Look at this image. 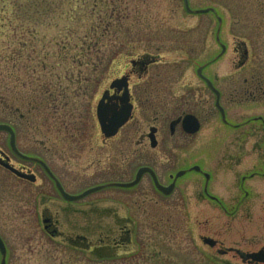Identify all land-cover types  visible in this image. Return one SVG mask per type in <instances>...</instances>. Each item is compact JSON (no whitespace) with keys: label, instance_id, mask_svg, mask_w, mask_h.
<instances>
[{"label":"rangeland","instance_id":"obj_1","mask_svg":"<svg viewBox=\"0 0 264 264\" xmlns=\"http://www.w3.org/2000/svg\"><path fill=\"white\" fill-rule=\"evenodd\" d=\"M261 1L234 0L226 11L227 0H189L195 10L224 4L226 33L217 41V21L210 15H190L183 0H0V124L18 119L26 125L30 120L41 133L33 138L23 131L16 134L21 153L50 161L57 170L60 161L69 160L64 153L71 157L75 141L80 147L74 154L78 161H112L110 175L92 177V181L81 178L74 182L78 188L71 183L77 191L105 180L118 181L125 172L118 168L120 161L133 166L158 161L159 168L174 165L176 170L197 164L211 176L209 193L238 208L234 214L221 213L217 203L203 194L204 177L195 173L185 176L169 199H159L142 185L140 195L102 191L69 206L53 194L38 195V188L0 165V237L7 249V264H243L240 259L218 255L219 246L210 248L202 238L247 252L264 247V126L254 120H264V102L229 100L234 85L249 78L253 65L264 72V14L256 9ZM86 36L94 42L89 47L83 41ZM238 40L250 51V64L239 72L233 54ZM220 43L227 47L221 57ZM145 55L160 61L151 72L158 83L153 86L159 91L169 87L163 96L172 106L164 113L161 137L172 148L165 143L148 150L149 157L134 155L140 135L152 125L151 118L142 113L126 129L140 130L131 148L122 149L129 136L125 135L111 140L106 151L86 150L90 138L100 140L94 119L100 94L110 79L131 69L132 59ZM201 66L203 76L222 93L220 105L237 128L222 123L216 97L198 76ZM136 78L134 89L138 88ZM93 79L103 81L92 87L87 81ZM15 80L21 85H13ZM58 80L69 99L60 96L53 117L25 118L27 110L22 107L19 116L12 117L4 110L2 102L7 97L20 95L23 102L28 92L39 91L44 82L56 85ZM11 87L16 90L10 96ZM94 90L97 95L93 97ZM42 95L37 93V99ZM201 106L206 116L197 136L184 137L178 129L171 137L170 121L182 112H199ZM41 141L45 148L39 146ZM8 145L7 133L0 132V151L19 161ZM156 200L167 208L164 213L151 212ZM44 216L58 220L60 231L85 237L91 248L51 240L44 231ZM122 224L131 230L130 243L101 242L102 237L116 235Z\"/></svg>","mask_w":264,"mask_h":264},{"label":"flooded vegetation","instance_id":"obj_2","mask_svg":"<svg viewBox=\"0 0 264 264\" xmlns=\"http://www.w3.org/2000/svg\"><path fill=\"white\" fill-rule=\"evenodd\" d=\"M233 2L234 0H227L225 4L226 6V11L229 10V3ZM256 8L261 14H264V1H261ZM222 4V3H221ZM224 4L218 5L216 8L213 7H208L205 9H201L205 12L203 13H197L199 10L191 9V13L189 14H194L195 15H203V16H208L210 15L212 18H214L217 21V29H216V38L217 41H220L221 35L223 36L225 32L224 27L225 24V16L226 14L223 13L224 11ZM234 6L238 8V3H233ZM191 8V6H190ZM236 10V8H235ZM233 11V10H232ZM233 37L237 36L235 34H231ZM221 53L220 57L223 56L224 53H226L227 47L224 44H221ZM233 54L237 55V66L236 70L239 72L240 70L246 68L248 64H250V51L247 47L246 43H242V41L238 40L234 46H233ZM160 63L159 58H152L149 57V55H145L142 57H137L136 61H131V69L129 71H125L120 77L110 79L108 88H104L102 91V94H100V99L97 100L98 103L96 104L95 111H94V119L96 121V126L98 130V134L100 137V140L96 139V142L92 141V138H90L88 141L85 142L86 145V150L90 149L91 147H99L102 148L106 151L107 145L111 143V140H116L120 139V137L129 135L127 138L123 140V145L122 149H128L131 148V146L134 143L135 140V134L138 133L137 128L131 127L126 131V129L129 127V125L135 120L136 115L142 114L146 118H151L152 125L147 128L148 133H142L140 135V140L138 142V149H135L134 155L135 156H147L149 157V152L148 150H156L158 149L161 145H164L165 143H169L168 148L171 146L170 141L163 139L161 137V134L164 133L165 131V121L166 118L164 117L165 111H168L169 108L172 106V103L167 101L166 98L163 96L165 95V92L168 91L169 87L166 86L164 88H161L160 91L158 88H155L153 85L158 84L156 82V76L153 75L151 77V72L153 70V66L158 65ZM253 64L260 65L259 62H254ZM255 65H253V70L249 73V78H245L243 81L242 85H234V88L232 89V93L229 94L230 97V102L232 103H237L240 101H250V102H264V72L263 74L258 70L254 69ZM199 68H202V76H203V71L204 67L201 66ZM137 77L138 81V88L134 89L133 87V78ZM155 80H154V79ZM200 78L204 81L206 86L212 91L215 97L218 95V100H219V108H217V113L224 125L227 127H233L237 128L238 126H234V124L228 119L227 111L220 105L221 104V99L222 93L217 90L214 87V89L210 88L207 84V78L206 77H201ZM206 78V79H205ZM104 79V78H103ZM103 79H97L96 81L98 82L99 85H101ZM121 79H124V86L122 87H114L112 88V85L115 82L120 81ZM87 81L88 83L92 84V87H95V84H97L96 81ZM209 80V79H208ZM31 81V80H30ZM58 80L56 82V85L52 83V81L44 82V84L41 85V89L39 91H31L28 92L29 96L26 94L25 97H23V102L21 101L20 95L17 97L14 96L15 90L9 88V94L12 97L8 98V100H4L2 102V105H4V110H7L12 117H15L16 115L19 114L21 107L26 108L27 112L24 114L25 118H32L33 115H36L35 117H38V115H49V117H53L54 111L56 112L57 107L60 106L61 102V97L66 99H69V95H67L66 92H63V87L58 85L60 82ZM71 81V80H69ZM95 83V84H94ZM11 84L13 82L11 81ZM97 84V85H98ZM13 85H21L20 81H14ZM53 85V86H52ZM98 85V86H99ZM58 86V87H55ZM91 87V88H92ZM95 89V88H93ZM95 92L92 91L93 97L97 95L96 90ZM128 91L129 93V101L126 104H131L132 106V111H131V116L130 119L127 121L125 125H123L117 134L113 137H106L105 134L102 131V127L100 122L98 121V106L103 99V96L107 93L109 98H111L109 101L105 100V104H110V105H117L118 107H122V98L124 96V92ZM89 92V91H88ZM38 94H43L42 98L40 100L37 99L36 95ZM218 93V94H216ZM61 99V100H60ZM19 116V115H18ZM186 116H192L194 117L197 122H198V130L194 133H189L184 129L183 126V121ZM206 116L204 107L201 106L200 111L196 113H186L182 112L180 116H177L176 119L170 121L168 128H169V134L171 137H174L177 134V130L183 134L184 137L190 138L193 136H197V134L200 132L201 127H202V121L204 120V117ZM22 118V117H21ZM178 119L180 121L173 127L172 129V123L176 122ZM256 122L257 120L261 121L263 126H264V120H262L261 117H258V119H254ZM30 121V120H29ZM28 121V122H29ZM22 125L19 123L18 119H14L13 122L10 123H3L8 125L16 139L17 143V135H20V132L23 131L27 135H29V138L35 137V135L38 133L39 135L41 134L39 131V128L33 127L31 124V121L29 124ZM189 130L191 128V125L188 126ZM229 128V127H228ZM7 136L9 137V144H10V134L8 132ZM17 134V135H16ZM77 141H79V137H75ZM34 140V139H33ZM155 141L157 144L155 147H153L152 143ZM78 142H73L72 143V148H71V157H69V153L63 154L64 157L67 156L69 160L66 161H60L59 166L57 170H54L53 166L50 164V161H43L40 159L38 156H35V154L32 153H21L20 150L18 153H15V151H12L14 154L13 156L18 158L19 161H14L11 157L8 156L7 162L9 165L19 171L20 173H23L27 176H31V179H24L19 176H16L15 173L11 172L12 176L16 177L19 180H22L23 182L27 183V185L36 187L38 188V195H47V194H53L55 196H58V198L68 204L69 206H72L74 203L79 202L81 199H74L70 200L68 199L69 197H80L83 195L85 192L94 189V188H100L99 191L96 190L86 196H84L82 199H85L91 195H94L93 193H99L102 191H109V190H118V191H124L125 193H134L135 195H140V192L142 193L143 190H139L142 185L148 186V189H152L155 194L159 197V199H169L172 197L175 192L179 189L181 181L185 178V176L195 173L199 175H202L205 179V185L203 187V194L205 197H209L211 200L215 201L217 203V207L219 208L221 213L224 214H234L237 211V207L235 206H227L222 200H220L217 197H214L211 195L208 191V182L210 180V177L208 173H206L200 165L194 164L190 165L188 167H183V168H178L177 170L174 168V165L167 166L166 168H159L158 161H146L145 163L141 164L140 166H133L131 165L128 161H120V164H115L118 165V168L120 170L122 169L123 172L122 174H119L122 176V178L118 179V181H110V180H105L103 183L99 185H92L89 188H86L82 191H77L79 187V184H75L74 182L77 181L81 178H88V180L92 181V177L96 176H102L103 178L106 177V175L111 174V163L112 161H78V158H74V154L78 151H80V147L76 146ZM39 146L42 148H45V141H41L39 143ZM69 146V144H67ZM172 148V147H170ZM147 150V151H146ZM46 151V150H45ZM118 162V160H117ZM116 162V163H117ZM127 164H126V163ZM119 163V162H118ZM129 163V164H128ZM129 165V167H128ZM147 167V169H151L153 174L152 175L149 171H146L142 174L141 178L138 180V182L135 185L124 187V184L132 183L136 180L138 171L141 168ZM117 168V167H116ZM117 168V169H118ZM125 173V174H124ZM126 173L128 175H126ZM128 176V177H126ZM155 176V177H154ZM179 176V177H178ZM126 177V179L124 178ZM254 177V175H252ZM33 178V180H32ZM158 184L162 187L164 190H160L157 187L156 180ZM70 182V183H69ZM77 185V188H73L71 185ZM51 192V193H50ZM160 201L156 200L154 201V205H152V210L151 212L153 213H164L165 209L164 207H161ZM150 209V208H149ZM148 211V210H146ZM167 213V212H166ZM157 224V223H156ZM43 225H44V231L46 235H48L51 240H63L61 241L63 244H70L72 247H79L81 246L80 244L87 245V248L90 247V241H87L85 237H81L80 235H73L66 233L65 231H60V223L58 220H54L51 216H44L43 220ZM62 227V225H61ZM117 229V234L116 235H107L106 237L100 238L101 242L102 241H110L113 242L115 245H123L124 243L131 242V230H128V225H118ZM203 239V238H202ZM66 241V242H65ZM215 244L213 247L209 244H205L210 248H216L219 246V249H217V253L220 256L224 257H229L233 260L240 259L242 260L243 264H263L260 262H256L253 260H244L243 256L249 255V254H255L261 250H264V247L257 251H252V252H247L244 251L241 247L237 246H230V247H224L223 242H219L218 240H214ZM69 244V245H70Z\"/></svg>","mask_w":264,"mask_h":264},{"label":"water","instance_id":"obj_3","mask_svg":"<svg viewBox=\"0 0 264 264\" xmlns=\"http://www.w3.org/2000/svg\"><path fill=\"white\" fill-rule=\"evenodd\" d=\"M186 7L189 10L187 0H186ZM208 83L211 86V83L210 82H208ZM122 86H124V79H121L120 81L115 82L112 85V88H114V87L120 88ZM107 95L108 94L106 93L103 96V99L101 100V102L98 106V110H97L98 111V118H99L98 121L101 124L102 131L105 134V136L106 137H112V136H115L117 134V132L119 131L118 129H120L123 125H125L127 123V121L130 119L132 106H131V104H126L129 101L128 91L124 92V96L121 99L122 104H123L122 107H118L117 105L105 104V100L109 101L111 99ZM179 121H180V119H178L176 122L172 123V129ZM190 125H191V128L189 130L188 126H190ZM198 125L199 124H198L197 120L192 116H186L184 121H183L184 129L189 133L196 132L198 130V127H199ZM1 130H4V131L6 130L11 134V145L10 146H12V149L15 151V153H17L16 145H15V137H14V134H13L11 128H9L8 126H5V125H0V131ZM152 145H153V147H155L157 144L155 143V141H153ZM1 155L4 157V159L2 157H0V165L1 166H3L4 168H7L11 172L15 173L16 176H19V177L24 178V179H31V176H27L23 173H20L16 169L9 166L8 162L6 161L8 159L7 156H5V154L0 151V156ZM146 171H149L152 175H154L150 169L142 168L139 170L138 175H137V179L133 183H130V184L128 183V184L123 185V186L129 188V186L135 185L138 182V180L141 178L142 174ZM32 180H33V178H32ZM155 180H156V178H155ZM156 184L160 190H164L158 184L157 180H156ZM96 190H98V189L89 190L86 193H84L83 195H81L80 197L72 198V197L68 196V199H70V200L79 199V198H82V197L88 195L89 193H91L93 191H96ZM203 239H204V243L209 244L212 247L215 244V241H213L210 238H203ZM4 246H5V244L0 237V254L3 257L1 264H5L6 247H4ZM243 258H244V260H253V261L260 262V263L264 264V250H261L255 254H249V255L243 256Z\"/></svg>","mask_w":264,"mask_h":264},{"label":"trees","instance_id":"obj_4","mask_svg":"<svg viewBox=\"0 0 264 264\" xmlns=\"http://www.w3.org/2000/svg\"><path fill=\"white\" fill-rule=\"evenodd\" d=\"M83 41L87 42L88 47L90 46V43H94V42H92V39H90V38L88 39L87 36L85 37V39Z\"/></svg>","mask_w":264,"mask_h":264}]
</instances>
